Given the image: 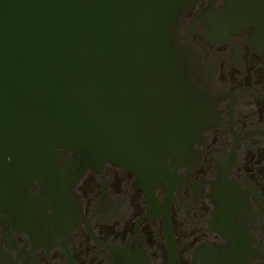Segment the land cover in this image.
<instances>
[{"label": "water", "instance_id": "1", "mask_svg": "<svg viewBox=\"0 0 264 264\" xmlns=\"http://www.w3.org/2000/svg\"><path fill=\"white\" fill-rule=\"evenodd\" d=\"M201 1L0 0L1 208L34 182L112 165L159 183L192 162L216 99L186 32ZM254 6L226 0L208 34L247 29Z\"/></svg>", "mask_w": 264, "mask_h": 264}, {"label": "flooded vegetation", "instance_id": "2", "mask_svg": "<svg viewBox=\"0 0 264 264\" xmlns=\"http://www.w3.org/2000/svg\"><path fill=\"white\" fill-rule=\"evenodd\" d=\"M225 1L187 20L216 97L192 162L159 183L112 165L57 192L31 183L0 207V264H264V15L211 36Z\"/></svg>", "mask_w": 264, "mask_h": 264}, {"label": "bare ground", "instance_id": "3", "mask_svg": "<svg viewBox=\"0 0 264 264\" xmlns=\"http://www.w3.org/2000/svg\"><path fill=\"white\" fill-rule=\"evenodd\" d=\"M194 13H195V11H194ZM195 25H196V20H195V22H192V24L190 25V29L191 28L195 29ZM191 36H192V34L190 35V39H191Z\"/></svg>", "mask_w": 264, "mask_h": 264}]
</instances>
